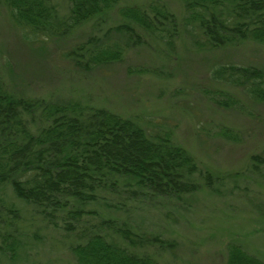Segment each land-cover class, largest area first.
Returning a JSON list of instances; mask_svg holds the SVG:
<instances>
[{
  "label": "trees",
  "instance_id": "trees-1",
  "mask_svg": "<svg viewBox=\"0 0 264 264\" xmlns=\"http://www.w3.org/2000/svg\"><path fill=\"white\" fill-rule=\"evenodd\" d=\"M3 1L15 23L50 38L65 37L90 22L102 28L117 10L121 20L116 26L102 37L89 36L67 54L87 73L119 63L127 49L151 39L173 45L189 26L207 49L247 41L264 45V0H180L185 10L180 21L157 0L144 7L118 6L120 0H67L63 18L53 0ZM110 34L120 35L121 43H108ZM210 78L237 89L252 104H264L259 67L218 65ZM207 93L220 107L244 109L238 97L219 86ZM251 160L255 169L264 164V156ZM213 179L170 131L153 133L135 119L77 100L29 99L0 81V261L15 258L18 250L21 214L6 199L8 188L42 223L75 237L70 250L77 264H159L149 249H170V240L111 217L87 227L89 207L103 203L120 210L132 203L180 199L200 190L201 183L213 188ZM226 258V264H264L235 243L227 246Z\"/></svg>",
  "mask_w": 264,
  "mask_h": 264
},
{
  "label": "rangeland",
  "instance_id": "rangeland-1",
  "mask_svg": "<svg viewBox=\"0 0 264 264\" xmlns=\"http://www.w3.org/2000/svg\"><path fill=\"white\" fill-rule=\"evenodd\" d=\"M153 0H120L118 6H147ZM179 21L185 16L180 0H157ZM59 17L68 14L67 0H53ZM102 28L85 23L65 37L35 36L15 23L0 0V81L4 88L29 99L77 100L138 121L145 129L170 131L176 144L213 175V188L180 199L132 203L115 210L103 203L89 207L85 226L102 217L117 218L138 232L170 240L173 247L149 249L159 264H226L227 246L238 244L264 261V164L253 167L252 156H264V104H252L237 89L210 78L218 65L255 66L264 71V45L244 42L207 49L191 26L173 45L148 40L126 50L122 61L88 73L68 57L91 35L102 37L121 18L108 14ZM96 28V27H95ZM110 34L107 42L121 43ZM217 86L233 93L244 109L223 108L206 91ZM206 90V91H205ZM199 180V176H197ZM203 182V181H202ZM20 210L15 258L0 264H77L70 246L76 240L18 201Z\"/></svg>",
  "mask_w": 264,
  "mask_h": 264
}]
</instances>
